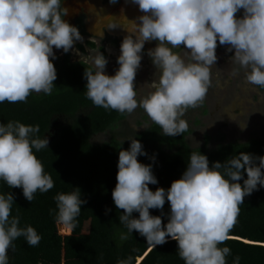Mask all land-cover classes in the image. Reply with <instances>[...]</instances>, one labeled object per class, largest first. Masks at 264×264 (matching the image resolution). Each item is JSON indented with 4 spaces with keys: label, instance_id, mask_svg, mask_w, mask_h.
I'll use <instances>...</instances> for the list:
<instances>
[{
    "label": "clouds",
    "instance_id": "clouds-1",
    "mask_svg": "<svg viewBox=\"0 0 264 264\" xmlns=\"http://www.w3.org/2000/svg\"><path fill=\"white\" fill-rule=\"evenodd\" d=\"M115 3L116 0H110ZM144 13L140 23L128 21V31L120 45L115 75L105 73L106 57L83 56L90 65L84 71L87 80L86 98L96 107L131 114L137 108L166 136H176L188 130L184 117L191 108L203 105L212 87L211 68L216 65L217 41L227 45L234 65L231 75L244 72L245 83L264 89V0H132ZM243 9V17L236 13ZM67 8L61 0H0V103H27L33 93L51 95L57 73L52 59L53 46L67 53L76 41H82L77 27L63 19ZM119 23L108 18L106 27L115 29ZM158 41L148 56L157 69L148 84L153 91L137 100L134 80L141 65L145 42ZM184 45L188 61L176 49ZM50 57L52 59H50ZM148 128L147 125L143 126ZM39 125L20 121L0 123V180L8 188H22L26 200L34 194L47 193L54 187L51 175L33 153L47 148V138H40ZM130 148L120 150L116 186L112 199L122 209L119 221L128 233L136 230L146 238L149 249L163 245L170 237L178 244V256L184 264H228L231 248L219 245L231 239L238 222L240 205L257 186H264V156L241 152L223 164L209 167L207 156L192 152L187 168L169 189L149 184L157 179L151 165L138 161L146 155L142 144L132 137ZM256 161H259L257 166ZM242 170L247 179H243ZM243 179V185L239 183ZM170 203L168 223L150 209H163ZM54 219L62 228L77 226L81 213L80 190L60 192L54 197ZM14 197L0 194V264H9L8 250H15L14 241L23 237L28 246H38L42 237L31 225L20 227V216L12 215ZM133 212L139 217L133 218ZM120 239L127 240V234ZM133 251H136L135 249ZM139 257L129 255L117 264H134ZM239 255L232 264H240Z\"/></svg>",
    "mask_w": 264,
    "mask_h": 264
},
{
    "label": "trees",
    "instance_id": "trees-1",
    "mask_svg": "<svg viewBox=\"0 0 264 264\" xmlns=\"http://www.w3.org/2000/svg\"><path fill=\"white\" fill-rule=\"evenodd\" d=\"M57 79L51 95L35 94L27 103H0V123L20 121L25 125H39L36 135L47 138V148L33 153L42 162L46 174L51 175L54 187L47 193L34 194L29 202L22 188H8L0 180V194L11 193L14 197L12 215L20 216V227L31 225L41 235L38 246L30 247L23 237L14 241L15 250H8L9 264H117L118 259L129 255L141 260L138 264H184L178 256V244L170 237L163 245L149 249L146 238L136 230L128 233L119 217L122 209H117L112 190L115 188L120 150H128L131 142L112 136L99 144L92 142L95 134L114 130L127 114L96 107L86 98L87 80L85 69L90 66L83 62H71L69 55L57 62L52 59ZM80 109H87L79 114ZM64 115L71 120L63 125H55L56 116ZM188 129L183 134L166 136L162 129L152 122L148 128L135 133L146 155H138L140 163L151 165L157 179L149 184L153 192L157 188L169 189L174 180L185 172L190 154L207 156L209 167L215 162L223 164L233 155L241 152L253 156H264V138L248 141H234L221 144L213 149L207 145L191 147L187 142ZM257 166L259 161H256ZM264 172V169H262ZM243 179H247L242 170ZM243 179L238 181L243 185ZM80 190L81 213L76 218L77 226L69 230L55 222L54 197L60 192ZM238 222L232 229L231 239L220 247L231 248L228 264L233 258L241 257L240 264H264V186H257L240 205ZM150 214L160 216L162 224L168 223L170 203L165 200L163 209H150ZM133 218L139 213L133 212ZM127 234V240H121ZM136 251H133V250ZM134 264L137 262L134 259Z\"/></svg>",
    "mask_w": 264,
    "mask_h": 264
},
{
    "label": "rangeland",
    "instance_id": "rangeland-1",
    "mask_svg": "<svg viewBox=\"0 0 264 264\" xmlns=\"http://www.w3.org/2000/svg\"><path fill=\"white\" fill-rule=\"evenodd\" d=\"M235 15L242 18L243 9ZM217 45L218 59L216 65L211 68L212 87L209 88L203 105L195 109L190 108L182 117L189 125L187 142L191 147L207 145L209 149H213L229 142L264 138V89L245 83L243 70L236 76L231 75L234 65L231 64L230 57L234 55V50L228 52V46L219 45V41ZM175 51L188 61L183 51L190 50L184 45ZM77 55L76 53V58ZM112 56L114 54L109 53L106 59H111ZM156 71L152 61L140 65L134 80L137 100L153 91L148 84L153 82ZM86 111L87 109H81L79 114ZM70 120L67 116L58 115L54 123L59 126ZM145 124L148 127L152 121L143 109L137 108L133 113L127 114L114 130L95 134L91 140L99 144L115 136L119 140L131 142L129 138L134 139L136 132L145 129Z\"/></svg>",
    "mask_w": 264,
    "mask_h": 264
},
{
    "label": "flooded vegetation",
    "instance_id": "flooded-vegetation-1",
    "mask_svg": "<svg viewBox=\"0 0 264 264\" xmlns=\"http://www.w3.org/2000/svg\"><path fill=\"white\" fill-rule=\"evenodd\" d=\"M104 3H112L110 0H102ZM64 0H61V6H63ZM121 0H116L113 4H119ZM95 16V13L92 11H85L82 9L76 15H73V19L70 17L64 16L63 19L66 20L69 24L78 28L81 36L83 37L82 41H76L73 45L74 51L70 49L67 53L63 51V49H56L53 46V51L55 53V60L56 62L60 58H64L65 55H69V59L71 62H83V56H91L95 55L94 50H99L106 58L108 57L109 53L114 54L113 58H108V63L105 68V73L109 76L115 75L116 70L119 68V64L117 63V58L120 55V45L122 43L123 38L126 35H113L110 34L106 27H102L99 30L103 31L102 33L96 34L90 32L91 29V22L90 19ZM137 18V17H135ZM140 23V21L138 22ZM158 41H148L144 44V49L141 53L142 60L141 64L143 65L148 64L151 62V58L148 56V50L153 49L156 47ZM78 54L77 58L75 54ZM50 59H52L50 57ZM88 65V64H87ZM90 66V65H89ZM81 110V109H80Z\"/></svg>",
    "mask_w": 264,
    "mask_h": 264
},
{
    "label": "water",
    "instance_id": "water-1",
    "mask_svg": "<svg viewBox=\"0 0 264 264\" xmlns=\"http://www.w3.org/2000/svg\"><path fill=\"white\" fill-rule=\"evenodd\" d=\"M63 6L67 8V17L71 19H73V15H76L82 9L94 12L95 16L90 19V32L96 34L103 32L99 29L106 27L108 18H113L120 26L115 29L106 27L107 31L113 35H128L129 33L124 23L125 18L128 21L138 23L139 20L135 17L144 14L139 10L138 5L132 3V0H121L119 4L104 3L102 0H64Z\"/></svg>",
    "mask_w": 264,
    "mask_h": 264
}]
</instances>
